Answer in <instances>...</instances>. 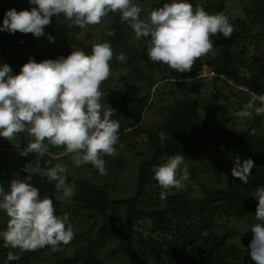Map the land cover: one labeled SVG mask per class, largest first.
I'll list each match as a JSON object with an SVG mask.
<instances>
[{"label": "trees", "instance_id": "16d2710c", "mask_svg": "<svg viewBox=\"0 0 264 264\" xmlns=\"http://www.w3.org/2000/svg\"><path fill=\"white\" fill-rule=\"evenodd\" d=\"M13 1L16 2L17 11L36 7L30 5L28 0ZM246 1L250 2V7L237 10L236 6H241L245 0H190L194 7L200 4L209 13L224 12L234 25V31L228 38L219 33L210 37L213 49L198 58L191 71L185 73L176 72L162 62L151 61L146 52L149 38L136 40L134 31L121 21L118 12H109L101 21H109L107 29L114 30V35L107 36V29L103 30V25L97 24L95 27L100 29L95 42H89V33L85 37H78L81 28L65 20L62 14L51 18V23L45 26V34L39 38L31 33L0 31V64H8L13 74H18L29 58L40 62L66 57L72 48H80L90 54L93 44L109 40L114 53L110 62L112 70L126 71L119 78L121 84L128 87L130 79L139 80L140 84L147 83L144 94L125 91L120 97L101 100L102 105L105 102L114 109V118L119 116L123 123L115 146L117 153L104 156L105 166L110 159L116 160L115 165L123 163L121 149L127 145L135 146L136 141H130L138 134L144 133L145 142L152 149V155L138 165L134 195L112 196V185L106 182V176L100 181H93L86 172H79L75 177L68 178L72 194L65 196L62 190L55 187V181L32 174V185L39 189L41 197L47 195L53 200L55 214L61 215L67 210L72 218L81 216L91 222L87 233H77V239L73 238L65 245L75 247L72 257L57 256L55 264H107L98 255V251L103 248L108 250L106 256L110 254V258L116 262L114 264H256L247 251L252 239L250 227L243 231L224 230L219 235L216 222L217 218L238 215L252 217V224L256 222L254 213L258 201L253 192L258 186H264V134L260 132L264 116L246 119L245 128L235 127V122L230 128L220 124L204 125L199 117L202 107L192 96V92L206 87L203 82L207 77H197L203 66L217 74L212 80L219 86L231 88L229 94L234 98L237 97L239 86L246 89L243 90L246 95L249 92L264 94V0ZM137 2L160 7L167 0ZM6 9L0 2V23ZM48 35L55 37L54 43L48 41ZM250 49L254 51L252 54L248 53ZM121 53L126 57L123 62L115 59ZM210 94L220 98L225 92L213 89ZM145 113L147 116L144 119ZM152 118L153 127L149 128L147 121ZM222 118L226 122L230 121L229 116ZM160 132L166 134L163 144L159 139ZM19 135L21 142L15 150H0V186L5 191L9 190L11 179H23L27 175L23 171L27 164L32 167L39 164L41 168H46L58 163L57 157L49 151L44 156L34 152L28 156L19 155L32 139L24 132ZM215 143L222 145L223 159L213 162L218 168H202L204 174H209L206 181L202 182L200 174L195 171L196 161L204 157ZM177 153L185 157L188 179L183 181L181 189H168L166 198L161 200V191L156 188L157 181L152 180L156 186L149 187L148 182L153 174L151 168L160 163L163 157ZM237 156L241 162L246 158L254 162L247 184L241 183L231 174ZM84 165L85 171L89 168L95 174L98 171L91 163ZM151 194L154 196L151 197ZM149 195L151 198L156 197L151 209L144 204ZM240 205L245 206L242 211L239 210ZM121 206L123 209H120ZM93 231V236H90ZM234 237H238L240 246L231 241ZM80 239L81 243L76 245L75 242ZM112 239L126 240L131 246L123 263L117 250L107 247ZM35 254L36 250L27 251L24 255L30 259ZM6 261L7 257H2L0 264ZM23 261V257H19L18 260L7 261V264H28Z\"/></svg>", "mask_w": 264, "mask_h": 264}, {"label": "clouds", "instance_id": "9594fccd", "mask_svg": "<svg viewBox=\"0 0 264 264\" xmlns=\"http://www.w3.org/2000/svg\"><path fill=\"white\" fill-rule=\"evenodd\" d=\"M28 3L36 7L6 10L0 31L31 33L39 38L54 16L62 14L73 25L85 28L100 24L109 12H118L121 21L134 31L136 40L149 38L148 58L179 73L191 71L195 61L213 49L210 37L219 33L228 38L234 31L224 12L209 13L200 4L194 7L190 0H167L160 7H142L137 0H28ZM106 35H114V30L107 29ZM47 39L55 42L52 35ZM113 56L111 42L103 40L92 45L90 54L76 48L66 57L40 62L29 58L18 74H13L8 64H0V137L11 140L27 132L32 139L19 155L34 152L44 156L49 145L63 146L60 155H70L75 166L91 163L101 175L105 174L104 156L116 155L121 129L120 120L113 116L114 109L101 103V97L105 96L101 84L111 74ZM115 59L123 62L126 57L121 53ZM206 70L213 73L204 67L197 77L208 76L204 75ZM249 96L234 113L241 121L264 116V94L249 92ZM159 139L163 144L166 134L160 132ZM254 166L252 159L241 162L237 156L231 174L247 184ZM23 171L27 175L23 179H11L8 191L0 186V211L8 217L0 239L5 247L22 251L45 246L57 251L59 245H67L74 238L73 225L67 213L55 214L53 200L47 195L41 197L31 180L32 174L45 176L55 181V187L65 196H70L67 165L55 163L41 168L39 164L34 167L27 164ZM188 176L182 153L170 155L155 166L154 179L165 189L160 199L166 198L170 188L181 189ZM253 196L258 201L256 222L250 226L252 239L247 251L256 264H264V186H258ZM18 259L19 253H7V261Z\"/></svg>", "mask_w": 264, "mask_h": 264}, {"label": "rangeland", "instance_id": "374dc122", "mask_svg": "<svg viewBox=\"0 0 264 264\" xmlns=\"http://www.w3.org/2000/svg\"><path fill=\"white\" fill-rule=\"evenodd\" d=\"M0 2L3 6L7 7L6 10L11 9V8L15 9L16 2L13 0H0ZM138 3L142 7L145 6L143 2H138ZM243 4L241 6L240 5L236 6L235 9L241 10L243 9V7H247V6L250 7L251 5L250 2L246 0ZM101 24L103 25V30H106L109 25V21L104 20L103 22H101ZM99 29L100 28L98 26L95 27V25H88L85 28H81V33L77 34V36L85 37L86 34L89 33V35L91 36V40H89V42L92 40L93 42H95V40H97L95 38L99 37V33L97 32ZM262 45L264 48V44ZM72 49H76V48H72ZM253 52L254 51L253 50L251 51L250 49L248 53L252 54ZM204 67L206 66H203L202 69ZM125 73L126 71L124 69H117V70L111 71L109 78L103 81L101 84V91L105 95L104 97L103 96L101 97V100L103 99L107 100L110 98L120 97L124 95L125 91L126 92L129 91V93L136 92V93H141V94H144L147 91V83L143 82L140 84L139 80L130 79L128 82V87L130 89H128V87L125 84H121L119 78ZM205 77L207 78H206V81L203 82V84L206 87H203L200 90L192 92V96H194V101L202 107V109L199 112V117L202 123L204 125L220 124L224 128H230L232 127V123L235 122V127L237 128L244 127L246 125L245 120L241 121L240 119L235 117L234 113L239 107H242V105L246 103L247 100L250 98L249 95H246V93L244 92L246 89L242 88L241 86L237 87V90H238L237 97L234 98L231 94H229V89H231L230 87L229 89H227L226 87L219 86V84H217L215 81L212 80L214 76H205ZM213 89H218L221 91V93L225 92V95L221 96L220 98L214 97L213 95L210 94V91H213ZM155 108H157V104L155 105ZM146 116L147 115L145 113L144 119ZM222 116L223 117L229 116L230 121L229 122L224 121ZM219 117H221V120L219 119ZM117 118L119 119V116ZM219 120H220V123H218ZM153 121H154V118L147 121L149 128L153 127L152 125ZM262 122L263 120L261 121V123ZM121 127H123L122 122H121ZM260 132L264 134V125L262 127V130H260ZM26 133L27 132H24V134ZM134 140L136 141L135 146L129 147L127 145V146H124L120 151V154L123 153V156H124L123 163H120L119 165L118 164L115 165V161H116L115 159L108 160V164L107 166H105L107 169V172L103 175H101L99 171H97L95 174L91 168L86 169L87 171H85L84 164H81L80 166H75L70 159V155L61 156L60 153L61 151L64 150L63 146L49 145V152L52 156L57 157L58 163H63L67 165L66 183L68 186H70L68 182V178L75 177L79 172L80 173L86 172V174L93 181H100L102 180L103 177L106 176V182L112 185L110 187L111 188L110 193L112 196L128 197V196L134 195L135 193L136 177L138 173L139 163L141 161L147 160L152 155V149H150L147 142H145L144 133L136 135L135 139H131L130 142H134ZM20 142L21 141H20L19 134H17L11 140H7L6 138L0 137V146H2L0 150H2L3 152H4L3 149H5L6 151L8 150L13 151L15 150V147H18L20 145ZM45 143H47V141H45ZM136 152H138V154H135ZM167 158L168 157H163L160 163L154 165L151 168V171L153 172V174H152L151 180L149 179L150 181L148 182L149 187L154 188V186H156L154 182H151L152 180H155L154 179V167L165 162ZM220 159H223L222 145L220 143H215L212 147L208 149L204 157H202L199 161H196L197 165H196L195 171L196 172L198 171V173L200 174L199 175L200 181L205 182L207 179V176L209 175V174H204L202 172V168L206 169L207 167H209L212 170L215 168H218V165L213 164V162L219 161ZM210 163L212 164L210 165ZM185 166L187 167V170H188V166L186 162H185ZM191 186L195 187V185H191ZM156 188L157 190L161 192L163 191V188L160 187L158 184ZM151 195H149L148 198L146 197L147 198L146 202H144V204H147L149 209H151L156 203L155 202L156 197L151 198L154 196L153 194ZM240 206L241 207L239 208V210L242 211V209H244L245 206L244 205H240ZM120 209H123V207L121 206ZM65 213L68 214L69 221L73 225L74 239H77L75 238L77 233L80 232V234H85L88 232V226H90L91 224L89 220H86V218L84 219L81 216H78V218H72L69 215V211L67 210H64L61 215ZM122 213H123V210L121 211L119 215L121 216ZM238 216H232L228 218H225V217L217 218V222H216L217 233L221 235V232L224 230L225 231H228V230L243 231L247 229L248 227H250V225H252V221H251L253 219L252 217H249V216L246 217V215L244 216L238 215ZM7 220H8L7 215L4 212L0 211V231L6 229ZM93 234H94V231L90 233V236H93ZM203 235H206V233H203ZM80 238H83V236H81ZM83 239H85V237ZM81 241H82L81 239L77 240L75 244L78 245V243H81ZM231 241L237 243L240 246L238 237L232 238ZM107 247L108 249L117 250V255H119V257L122 259L120 260L122 263L123 261L126 260L127 251L131 250V246H129L128 242L123 239H112L108 242ZM74 248L61 244L59 245V249L57 251H53L51 246H45L44 248L37 249L35 256L29 259L28 255H24L25 253H27V251H22L18 248L13 249L10 247H5L4 241L0 239V259H2V257L6 259L7 253L11 251L13 253H19V257H23L24 259L23 263L27 261L28 264H55V260L57 256L60 257V256L68 255V257H72ZM107 251L108 250H106V248L100 249L98 251L99 257H102L106 261L107 264L116 263L114 262L113 259L110 258L112 257L110 256V254H109V257L106 256ZM240 261H242L241 258H240Z\"/></svg>", "mask_w": 264, "mask_h": 264}, {"label": "built area", "instance_id": "2783aa9c", "mask_svg": "<svg viewBox=\"0 0 264 264\" xmlns=\"http://www.w3.org/2000/svg\"><path fill=\"white\" fill-rule=\"evenodd\" d=\"M204 75L212 76V75H214V74L211 73L209 70H206V71L204 72Z\"/></svg>", "mask_w": 264, "mask_h": 264}]
</instances>
